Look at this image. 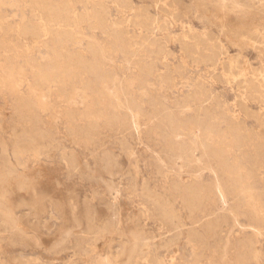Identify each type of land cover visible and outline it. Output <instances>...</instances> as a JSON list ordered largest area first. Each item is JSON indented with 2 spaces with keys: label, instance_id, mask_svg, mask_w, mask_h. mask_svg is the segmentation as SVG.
<instances>
[{
  "label": "rangeland",
  "instance_id": "374dc122",
  "mask_svg": "<svg viewBox=\"0 0 264 264\" xmlns=\"http://www.w3.org/2000/svg\"><path fill=\"white\" fill-rule=\"evenodd\" d=\"M120 1L105 0L109 24L106 29H93L89 20L96 23V19L89 17L88 12L97 7L96 4L94 6L85 0H78L75 10L79 14H85L86 21L80 24L79 37L76 36L77 41L68 43V49L72 48L77 53L80 50L81 54L86 55V43L94 38L101 46L109 47L117 39L119 44L128 45L129 49L126 47V51L111 50L107 59L112 57L110 60L113 62L106 60L110 62H106V67L114 70L112 75L117 76L122 86L132 82L130 92L139 100L143 110L138 118L137 129L131 124L124 126L121 115L116 114L113 121L98 119V132L91 138L86 137L80 132L78 121L87 102L92 101L91 95L87 96L86 102L76 101L74 105L65 99L60 100L53 93L50 99L55 113L32 109V91L28 87V82L32 79L30 67L22 69L23 82L17 91L0 87V144L10 139L11 133L15 138L11 139L15 141L23 136V132L36 128L47 131L51 142L53 141L52 148L41 154L38 160H34L28 153L22 157L20 163H28L27 168L17 164L15 158H12V142L8 143L6 152L0 149L1 171L7 170L13 164L11 167L17 168L20 174L27 173L28 169L30 173L40 168L45 170V177L50 178L45 186V210L39 217L31 215L26 207L14 210L27 230V237L19 236L13 230L5 231L0 228L1 264H29V261H36L35 264L93 263L97 254L93 226L103 224L110 215L116 216L120 213L126 214L128 220L134 219L141 227L139 247L142 257L139 259L142 260L133 262L134 264H238L240 256L246 255L245 245L249 240L254 242L253 247L261 254L260 263L264 264V230L257 226L246 211L235 209L234 199L229 192L225 193V199L216 192L221 178L224 177L221 167L212 162L209 167L192 168L172 159L168 150L171 138L152 119L154 111L147 99L157 97L169 109L175 111L176 108V112L186 109L179 108L186 104L184 102L187 105L192 103L188 105L191 109L182 113L183 118L188 116L184 121L188 118H192L191 121H211L220 129L225 123V120H221V112L224 118L226 116L236 121L245 119L243 89L225 74L221 56L215 66L207 62L204 56L210 51L223 48L227 53L223 58L238 56L245 69L251 66L256 72L264 73V0ZM4 11L7 14L6 23L13 25L19 21L21 12L17 7H6ZM24 14L29 19L33 17L27 8ZM144 16H148L151 24L147 31L140 34L133 22ZM31 20H35L34 17ZM114 24L124 34L127 31L125 37H118L112 32L110 27ZM185 36H191L198 41L199 45L194 46V52L191 53L194 57L191 54L187 56L184 52L181 39ZM109 39L111 42H108ZM153 39L160 45H149ZM120 40H123L122 43ZM144 41L146 44L148 42L149 47L144 45ZM28 42L20 40L19 44L24 48ZM45 48L41 46L39 49H30L29 53L41 61L49 53ZM8 58L10 56L0 52V76L6 74L4 68L9 63ZM143 58L146 63L142 62ZM140 63L156 66L157 75L149 74L145 77L146 88L135 83L138 79L136 65ZM166 77L170 81L168 84L162 83V78ZM198 88L208 96L204 101L208 103V108L203 105L208 109L209 116L198 111L196 102L193 103V96ZM211 100L214 102L211 103ZM246 105L253 112L260 110L256 98L246 100ZM193 116L200 117L193 119ZM245 128L259 132L252 117L246 118ZM259 135L264 139L263 134ZM70 152L80 156L84 163L83 168H68L65 157ZM102 157H106L113 164L111 169L101 171L105 168ZM195 186L208 190V194L200 199L194 206L196 208L188 209L189 206L185 204L188 190ZM12 198L15 200V197ZM73 203L75 209H72ZM63 205L65 216L60 211ZM163 206L167 212L172 213L170 222L164 221L157 214ZM87 208L94 215L93 222H89L85 215ZM78 221L80 224L76 226ZM69 230L77 232L61 243ZM9 238L16 240L14 245ZM120 240L118 234H113L106 244L104 254L120 252ZM246 263L256 264L250 258Z\"/></svg>",
  "mask_w": 264,
  "mask_h": 264
},
{
  "label": "bare ground",
  "instance_id": "6f19581e",
  "mask_svg": "<svg viewBox=\"0 0 264 264\" xmlns=\"http://www.w3.org/2000/svg\"><path fill=\"white\" fill-rule=\"evenodd\" d=\"M77 1L78 0H0V52L10 56V58H8L9 63L6 65L8 70L4 68L6 69L5 78H2L4 76H0V87H5L11 91H17L23 82L22 76H24V71L22 69L30 67L32 79L28 82V87L30 91H32V109H36L38 112L55 113L53 103L50 99V95H53V93L60 100L65 99L68 102H73V104L76 101L86 102L87 96L91 95L92 101L87 102L86 108L82 111L78 121L80 124V132L86 135V137L91 138L98 132V119L105 118L106 120L113 121L116 119V114L121 115V121L124 126L131 124L133 128L137 129L139 125L138 118L141 116L143 110L139 100L130 92L132 82L128 83L127 86H122L117 76L115 77V75H112L114 68H112L113 71H111L106 67V62H113V60H110L112 57L110 59L108 58L110 62L106 61L108 60L107 54L111 50H115L116 52L117 50L126 51L127 48L129 49V47H127L128 45L126 43L121 45L117 42L118 39L116 42L113 39L115 43L113 44L112 42L111 46H101L95 41L96 38H94V40H87L86 52L83 50L87 56L84 55V53L81 54L80 50V53H77L76 51H72V48L70 50L68 49V43L73 42L79 37L78 33L80 31L78 28L80 24L86 21L85 14H79L75 10V3ZM112 1L117 2L119 0ZM85 2L92 3L94 6L96 4L97 6L92 11L88 12L89 17L96 19V23L89 20L91 27L93 29H106L109 20L106 16L108 15V13H106L108 9L105 8L107 7L105 0H85ZM119 5L121 6L120 3ZM122 5L124 6V4ZM6 7H17L20 10L21 17L17 23L13 25L11 23H6L7 14L4 11ZM26 8L31 12L35 20H31L33 17L31 19L26 17L24 14ZM150 24L151 22L148 16H144L140 20L138 18L137 21L133 22V26L140 31V34L142 31H147ZM110 28L118 37H120V35L124 36L127 33L126 31L124 34L116 24L111 25ZM107 34L110 33L107 32ZM111 37H113V35ZM121 38L125 40L123 37ZM20 40H28L29 42L24 45L23 48L19 44ZM123 40H120V42ZM181 40L186 55L188 56L193 53V48L197 46L198 41L191 36H185ZM109 41L111 42L110 39L108 42ZM150 41L149 45L152 46L156 44V40L153 39ZM105 43H107V41L104 42V44ZM144 45L148 46V42L146 44L144 41ZM41 46L46 47L45 49H47L49 53L40 61L34 58L32 56L33 54L30 55L29 50L34 48L39 49ZM142 47L141 49H143ZM131 48H133V46ZM155 50L158 51L156 47ZM220 50L216 51L215 49L205 54L206 56H202L213 66L218 64L220 61L219 56H221V63L225 74L244 91L245 96L242 98V103L245 119L236 121L226 116L224 118L221 112V120H225V123H223V127L220 126V129L211 121H191L192 118H190V120H188V118L184 121L183 119H186L188 116L186 117L185 114L184 117L186 118H183L182 113L185 112L184 110L189 111L191 107L189 108L188 105L192 103L187 105V102H184L186 104L179 108L186 107V109H178L179 111L176 112V108L175 111L169 109L162 102L163 100L158 101L157 97L153 98V96L147 99L149 104L153 107L154 114L152 119L163 127V132L168 134L171 138L168 144V150L172 159L192 168H200L201 166L209 167L212 162L219 165L224 177L221 178V183L216 188L218 195L222 199H225V193L229 192L234 199L235 209L241 208L246 211L256 222L257 226L264 230V139L259 135L260 133L264 135V73L256 72L251 66L245 69L241 66L238 56L235 58H223L222 56H227L226 50L223 48ZM111 53L113 54V51ZM136 54L138 55V53ZM145 55L144 53V56ZM147 58L148 57H146V59ZM200 58L202 57L200 56ZM40 59H42V57ZM195 59L198 60V58ZM143 61L144 58L142 62ZM144 62L146 63V61ZM136 66L138 79L135 83L138 85L144 86L146 84L147 78L145 77L147 75H157L155 65H143L140 63ZM162 83L168 84L170 81L166 77L162 78ZM75 85L77 88H74ZM150 86H152V84ZM144 92L146 91H143V93ZM195 92L193 103L196 102L197 110L202 112L203 115L209 116V111L207 109L208 103H204V101L208 99L207 94L199 88ZM147 95L149 96L148 93ZM255 98L259 103L260 110L253 112L251 108L246 105V100ZM213 102L214 100L211 103ZM203 104H207V108ZM209 106L211 107V105ZM197 110L195 111L197 112ZM195 116H193V119L200 117ZM249 117L255 119L259 127V132L245 128L246 118ZM201 118L204 119L203 117ZM11 134L12 136H10L9 140H4L0 144V149L6 152L8 143L12 142V158H15L17 164H22L20 163L21 159L27 153L34 158V160H38L41 154L52 148L53 141L51 142L49 134L42 128L23 132V136L16 138L15 141L11 139V137L14 138L13 133ZM179 139L181 140L178 142ZM102 158L105 160V168L103 167L101 171L111 169L113 164L110 163L106 157ZM65 161L68 168L73 170H80L84 166L80 156L73 152L66 155ZM26 164L29 165L28 163ZM26 164H22L24 168ZM11 165L13 164H10L7 170L1 171L0 169V228L5 229V231L13 230L17 235L27 237V230L22 225V221L14 210L15 208L19 210L26 207L29 209L31 215L39 217L45 210L47 201L45 186L50 181V178L45 177L46 172L44 169H37L36 167L37 170L35 169V172L28 173V169L27 173L20 174V172H17V168L14 169ZM207 194L208 190H204L202 187L195 186L189 188L185 203L187 207L189 206L188 209H190V207L192 209V207L196 206L200 199ZM146 195L151 197L148 193ZM12 197H15V200H13ZM157 202L161 205L159 201ZM60 205L61 203L59 206ZM72 207V209H75L76 206L74 203ZM60 209L61 214L65 216L64 205ZM157 214L167 222H170V217H172V213L170 214L167 212L164 206ZM85 215L89 222H93L94 215L89 208H87ZM102 223L103 224L93 226L95 232V250L97 254L95 262H87V264H134L133 262L137 263L138 260H142L139 259L142 257H140L141 250L139 247L141 227L137 221L131 218L128 220L126 214L120 213L116 216L110 215L109 218ZM79 224L80 222L78 221L76 226ZM75 232H77V230L73 232L72 230L67 231L65 237L60 242L63 243L67 241ZM113 234H118L120 236L121 250L115 254H104L106 244ZM9 241L14 245L16 240L9 238ZM252 242L253 241L249 240L245 245L244 254L246 255L240 256L238 264H247L246 262L249 258L254 260L256 264H261V254L259 255V251H256L254 248L255 244H253V247ZM76 245H78L77 241ZM0 253L2 254V251H0ZM134 258L137 259L134 261ZM35 263L36 261H29V264Z\"/></svg>",
  "mask_w": 264,
  "mask_h": 264
}]
</instances>
